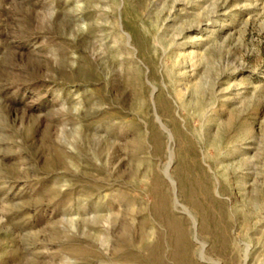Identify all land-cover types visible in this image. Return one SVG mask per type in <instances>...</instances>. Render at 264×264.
I'll list each match as a JSON object with an SVG mask.
<instances>
[{
	"label": "rangeland",
	"instance_id": "1",
	"mask_svg": "<svg viewBox=\"0 0 264 264\" xmlns=\"http://www.w3.org/2000/svg\"><path fill=\"white\" fill-rule=\"evenodd\" d=\"M0 264H264V0H0Z\"/></svg>",
	"mask_w": 264,
	"mask_h": 264
}]
</instances>
